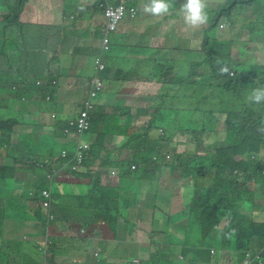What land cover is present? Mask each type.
Masks as SVG:
<instances>
[{"label": "trees", "instance_id": "1", "mask_svg": "<svg viewBox=\"0 0 264 264\" xmlns=\"http://www.w3.org/2000/svg\"><path fill=\"white\" fill-rule=\"evenodd\" d=\"M45 1H50L53 5L52 0ZM25 2L24 0H0L1 4L9 8L8 12L2 14L0 20V54L4 56V67L7 68L4 72L0 71V91L3 94L0 97V105L4 108L0 116V156L6 162L0 164V180L14 178L17 172L24 171L27 174L24 181L31 189L27 194V203L30 202L35 206L36 214L42 220H46L49 224L60 223L61 228L68 231L69 236L66 238L52 239L48 260L52 261V253L62 239L78 240L79 234L83 231L84 239L80 240H86L95 234L94 228L99 227L102 229L99 231L104 236L105 228H109L113 233L116 232L122 214L121 199L128 197L125 193L129 194L133 186L130 185L131 182L137 183L138 180H144L151 175L154 177L155 170H159L164 165L161 160L168 151L165 144L174 142L172 134L169 133L171 129L169 123L172 124V129L182 133V137L190 135L192 140L188 145L193 144L194 147L193 151L189 150L184 154L173 152V168H180L183 178L191 177L195 191L193 200L188 204L190 216L186 227V237L189 240L193 238L196 242L187 241L189 243L187 247L190 249L187 253L195 251L196 253L193 254L196 259L198 248L199 250L203 248L200 245H206L203 250L210 254V256L205 255L206 263L215 264L211 257V250L209 251L208 248L225 249L230 246V249L237 254L236 264H242L246 251L261 250L264 246V235L256 234L254 222L257 214L264 212V152H260L258 144L259 142L264 146V103H252L248 100V96L253 89L264 87V65L257 62H244L243 57H240V51L235 52L238 40L234 38V30L237 31L238 27L245 25L246 21H243L245 18H252L246 25L252 31L257 27L259 20L264 22V0H257V3L256 0H227L218 9L212 24L208 27V31L212 34H208L200 44L204 53L203 59L199 62H191L190 68L177 70L173 67L175 64L171 63L169 72L166 69L167 72L157 78L158 84H161L159 100L152 101L146 106L152 109L148 113L151 117L147 126L146 121L144 123L139 121L137 124L138 118L136 121L133 120L131 111L127 113L123 110L125 107L115 108L112 114L104 115V103L101 100L97 103L96 98L94 109H89L91 128L86 135H92L94 132L97 138L91 141V147L86 151L87 154L81 164H78L76 159L77 135H73L74 132L73 134L65 132L68 122L62 119L58 111L53 117L51 116V121H47L45 127L50 132L44 135L48 136L47 140L54 146L57 142H63L66 147L55 154L49 149L48 152L40 154L31 147L35 145L26 146L24 151L15 145V136L19 140V146L25 145L24 141L32 135L36 137V139L32 137L34 142L39 141L37 139L39 134L36 133L39 131L18 133V129L26 122L22 124L16 117L18 112H22L17 110L20 101L23 98L28 101L38 98L45 103L49 99L53 112L57 105L54 97L57 96L58 84L62 79L58 65L60 54L46 55L47 41L45 40L53 34L56 26L44 21H42L44 24H40L46 14L44 10L38 11L35 23H28L25 18L27 12ZM249 8H253V12H249ZM227 24L229 37L221 38V34H213L217 29L226 30L224 28ZM260 29L261 33L257 36L259 41L264 43V27ZM46 32L50 36L47 37ZM101 46L102 40L92 54L94 67L96 54ZM111 51L112 47L105 57L106 68L101 71V76L104 77L105 74V78L109 79L108 84L112 81L109 77L113 67L109 62ZM223 69L226 71H222ZM165 76L168 81L165 80L163 87L165 81L162 82V80ZM208 89L211 93H208ZM207 94L211 96L210 104L206 103L205 106L200 101ZM188 98L193 99L192 104L196 103L203 107L187 108L186 104L181 108L174 104ZM214 99L220 101L215 102ZM143 108L140 107L139 111ZM84 109L81 102L71 109L70 113L75 112V114L69 115L73 116V119ZM214 110L218 111V114L226 115L224 122L221 123V127L225 130V137L221 141L218 138L212 139L206 143V148L201 150L199 149L202 144L201 134L214 131L207 118V115L215 117ZM36 112L40 119V112L38 110ZM121 116L124 123H121ZM173 116L174 121H177L179 125L177 127L173 126ZM33 125L38 126L36 123ZM110 125L116 126V129L111 131ZM125 131L128 137L121 146L115 143L110 146L107 144L108 140H103L106 134H110V138L114 140L115 133L120 134ZM246 141L253 147L234 158L232 155L241 150ZM21 142L24 143L21 144ZM117 147L134 148L136 151L132 158H121L118 154L113 155ZM229 149L233 151L228 160L225 153H229ZM63 151H66L65 156L62 154ZM133 164L136 169H132ZM57 166L60 167V176L57 174L50 181L48 174H54ZM152 166L156 167L151 169ZM111 177H113L112 180H110ZM204 181H208L210 185L207 186ZM85 182L88 186L86 191L78 192L72 187L75 184L83 185ZM63 184L68 188L63 189ZM47 188L52 189L53 220L47 219L42 205L41 191ZM20 192L18 190L15 193V196H18L14 199L25 200L23 192ZM130 192L132 195L133 190ZM247 202L251 203L254 211L241 213L239 208ZM9 205L10 202L6 197H0V235L6 216L4 213ZM66 205H69V211L74 212L73 216L70 217L65 213L68 207ZM150 207L151 217L155 219L159 214L157 206L151 204ZM204 209L219 210V212L232 211V228L219 231L220 233L213 229L209 233L205 232L204 236L203 221L199 219V213ZM148 212L149 210L142 211L143 214L145 213L144 216L148 215ZM155 224L159 223L154 221V230ZM216 226L213 224L211 228ZM165 227L160 226L157 233H164ZM234 235L236 241L231 239ZM21 242L16 239L1 241L0 264H43L42 251L36 250L35 255L31 256L21 248ZM18 255L22 257L20 260ZM191 257L187 256L189 260ZM261 261L264 263V252H261ZM128 262L135 263L133 260ZM191 262L193 263L192 259ZM234 262L232 264H235Z\"/></svg>", "mask_w": 264, "mask_h": 264}, {"label": "rangeland", "instance_id": "2", "mask_svg": "<svg viewBox=\"0 0 264 264\" xmlns=\"http://www.w3.org/2000/svg\"><path fill=\"white\" fill-rule=\"evenodd\" d=\"M25 2V6L28 7V3L31 4H36L38 1H41L42 3L45 2V0H24ZM186 3V0H183ZM227 0H206V13L208 16L207 22L204 23L203 25H198V26H191L185 23L184 20V15L185 13L183 12L180 16L181 21H183V26L184 28H186V30H182L180 33L176 32V30H173V21L174 19H171V25L169 26V37H162L158 40L157 38H155L154 36L156 34H159V36L161 35L160 32V22H161V15H153L150 13V16L152 17V22H153V26L152 29L150 30V34L149 37L151 39H149L150 44H152V47L155 49V59L153 58V60L157 63L156 67H150L151 68V74L152 77L155 78V76H157L156 78H159V76L161 77L162 73L164 72H169V67H171V63H173V67L175 68V70L179 69V68H190V63L195 61V62H199L203 59L204 57V53L201 49V42L202 40L209 35L212 34V32L208 31V27L209 25L212 24L213 19L215 14L218 12V9L226 2ZM53 4H54V0H52ZM144 1L142 0L141 4ZM257 3V0H256ZM264 9V8H263ZM4 8H2V6H0V17L3 13H6L3 11ZM176 8L173 7V9H171L169 11L170 15H173L176 12ZM249 12H253V8H249L248 9ZM241 12V11H240ZM264 12V10H263ZM256 16V15H254ZM104 17V15H103ZM252 17V16H251ZM245 18V17H244ZM27 20V19H26ZM133 20V19H132ZM131 19H124L121 21L120 26L118 28V34H119V38L121 40V42L125 43V44H136L135 42H137L138 37L134 36L132 31L127 29V26L129 24L133 25ZM252 20V18H248V19H244L243 21L245 22L244 26L238 27V30H234L235 34H234V38L238 40L237 43V48L235 49V52H239L240 51V57H243V61L244 62H248V63H259V64H263L264 65V43L259 41L257 34L261 33V29L262 27H264V22L262 20H259L257 27L259 28H255L253 31L250 29L249 26H246L249 21ZM104 21H105V17H104ZM28 22V20H27ZM40 24H44V22H40ZM134 28H136L135 26H133ZM206 28V29H205ZM226 30H215L213 32V34H221L222 36H220L221 38L224 37H229L228 33H229V27L227 24V27L224 28ZM117 32L114 33V35ZM189 35H191V37L187 38ZM191 38H195L194 41H192ZM162 42V43H161ZM160 45H159V44ZM112 46H113V42H112ZM163 46H166L167 49L163 52H159V49H162ZM165 52V53H164ZM157 54H160V56H158ZM169 55V56H168ZM167 56V57H165ZM91 60H88V63L85 65H83V72L80 74L79 71L77 70V72L79 73V78L80 80H84L83 86L81 88V97L80 99H85L88 96L89 90H90V78L91 76L94 74V58H90ZM135 60V56H131V55H126L125 57H123L121 59L122 63H118L115 62V67L120 65L122 68H125L129 65H131L133 63V61ZM145 62H150V61H146ZM153 61V62H154ZM150 64V63H149ZM135 68V72L140 74V71H144L142 70V68H139V64H136L133 66ZM167 69V70H166ZM188 70V69H186ZM200 71V69H198ZM5 71V70H4ZM61 74V71H60ZM140 75H149L147 73V71H144V73L140 74ZM110 76V75H109ZM143 76V77H144ZM176 77L178 78V76L176 75ZM167 76L164 77V80L166 79ZM103 79L105 80V87L104 90L102 91V93L100 94L99 98L96 99V102L99 103L100 100L104 99L107 102H105L104 104V110L103 113L104 115L107 114H112L115 108H121L122 106H130L131 104L128 103V97L127 95H125L124 97L122 96H118L117 91L112 90L113 87H111L107 81H109L107 78H105V74ZM89 80V81H87ZM143 78H139V81H142ZM168 81V80H167ZM153 82V83H152ZM150 81L148 83L147 86V90L145 91V89H134L137 90L139 92H144V94L142 96L139 97V101L140 102H148V104H142L141 106H144L145 108H143L140 111H135L133 109H131V115L133 118H138L137 120V124L138 122L141 120V116L147 111L148 106L150 103H152V101L157 100L158 102V93L160 91V87L161 84H158L157 79ZM62 83V81H61ZM163 87L165 86V82H163ZM66 91V89H64ZM4 92V91H3ZM62 95H63V99H65L67 97V93L64 92L63 90H61ZM5 93V92H4ZM208 93H211V90L208 89ZM220 93V92H219ZM2 91H0V97H1ZM87 94V95H86ZM79 95H80V89H74L70 94H69V98L70 101L65 102L64 104H62V101H60L58 99L57 96L54 97V100L57 104V109L60 112H64V113H70V109H71V103H73V101H79ZM86 95V97H84ZM74 97V99H73ZM209 97H211L209 94H207L206 96H204L203 99H201V103L202 105L206 106V103H208V105L210 104L209 101ZM49 98V97H48ZM146 100V101H143ZM193 99H185V100H181L180 103L179 101L174 102V104L176 106H180L185 107V105L187 104L188 107L187 108H199V107H203L202 105H198L196 103H191ZM9 100H7V105L9 106ZM59 101V102H58ZM215 102L218 101V99H214ZM220 101V100H219ZM218 101V102H219ZM23 102V103H21ZM83 102V101H82ZM187 102V103H186ZM43 102L40 99H33L31 100H27V99H22L17 107V110H22V112H18L16 117L21 121V123L24 124L23 126H21V128L18 129V133L20 131L22 132H32V130H36L39 132H36L39 134V136H37V139L39 141H35L32 140V137H35V135H32L31 137L28 136L27 139L24 141L25 145H18L19 140L18 138H16L15 136V145L18 146V148H20V150L24 151L26 146L29 145H35V146H31L34 147V150L37 151V153L43 154L46 153L50 150V152H53L54 154L57 153L58 151H60V149L62 150L65 146V144L63 142H57L55 143V146L53 145L52 142H49L48 136L44 135V133H48V128L45 127L47 125V119H38V113L36 112L37 110H39V115L40 118H42V112L43 111V106L45 105L47 110V113L45 115V117H49L51 118L52 115V104L51 101H49V99L42 104ZM49 106V107H47ZM40 108V109H39ZM42 108V109H41ZM4 108L1 107L0 105V116L2 115ZM125 110H128V108H126ZM152 111L151 108L148 109V111ZM26 111H28L29 113H27ZM75 112L71 115H74ZM103 115V116H104ZM214 115L215 117L212 118L210 115H207L208 121H209V125L213 128L214 131H207V132H203V134H201V139H202V144L201 147L199 149L203 150L204 148H206V143L209 141L213 140H217V138L219 139V141H221V139H223L225 137V130L223 127H221V123L224 122V118L226 117L225 114H218V111L214 110ZM73 116H66L65 119L69 120L70 118H72ZM210 118V119H209ZM52 119H50L49 121H51ZM174 116L172 118L173 121V126L177 127L179 126L177 124V121H174ZM219 121V124H218ZM33 123H36V127H34ZM218 125V126H217ZM109 126V124L107 125V127ZM111 131H113L114 129H116V126H111ZM169 128H171L169 130V133L172 134L173 136V141L168 142L167 144H165V148L168 149V151L165 153L164 157L161 160V163L164 164L159 170L156 169V174H154V177L149 176V177H145L144 180H138L137 183L136 182H131L130 185H133L131 188L133 190V194L131 195V192L129 190V194L127 195V193H125V196H128L127 199L130 200L132 205H140L141 203H143L144 205H149L151 206V204H155V206H157V211H158V215H156V222H158L159 224H155V230L152 228V225H147L149 223V219H151V213H152V209H150V217H146L144 216V214L142 213L141 208L138 207H132L131 211L132 214L131 216L127 219V221H129L130 227H136V225L138 227H140L141 222L145 225L142 228V235L144 236L145 240L147 241V243L144 246H141V248H139V245L136 246V244L134 242H127L125 244H123V247L121 248V254L119 255V262L120 263H125V264H129L128 261L133 260L136 257H139V253L141 252L142 254H146L147 252H151L152 254V258L146 257L145 255H140L143 260V264H149L150 260H152L151 264H207L206 263V256H210L209 253H205V250H203V252L201 253L202 256H199V248H198V255L197 258L195 259L194 254L196 252H192L189 253L193 263L191 262V259L189 260L185 255L187 254V250L184 249V246H189V243H187V241L189 240L186 236H185V230L187 229V223H188V218L190 216V206H188V204L193 200V197L195 195V191L193 190V181L190 178H183L180 172V168L176 167L173 168V162H174V156H173V152L177 153H186L189 152V150H194L193 144L188 145V143H190V141L192 140L191 136L189 135H184L185 137H182V133L181 132H176L174 129H172V124L169 123ZM108 129V128H107ZM116 134V133H115ZM124 135H128L127 132L125 131L123 133ZM86 135V134H85ZM83 136L84 140H89V141H93L97 138L96 133L92 132V135H86ZM116 137L119 138L118 135H116ZM32 140V141H31ZM24 142H21L24 143ZM257 142V141H255ZM39 143V144H38ZM259 147H260V152H264V146L263 144L259 143ZM16 146V147H17ZM253 146L250 145L249 142H245V144H243L241 150L236 151L232 156L234 158H236L237 156H240L242 153L250 150ZM49 149V150H48ZM48 150V151H47ZM232 149H229V153H225L227 159L228 157L231 156L232 154ZM170 154L171 158H167L166 155ZM2 154V153H1ZM4 155V154H2ZM132 158V155H131ZM3 158L0 156V164L1 163H6L2 162ZM229 160V159H228ZM167 165V166H165ZM156 166H152L151 169H153ZM60 167L57 166V176H60ZM149 168V166H148ZM176 169V170H174ZM24 173V172H23ZM18 174V176H21V178H23V180H21V189L18 188L19 191L23 192V196L25 200H21V199H14L13 201L11 200V203L9 206H7V209L9 210H17V215L19 216H13V218H8L6 219L7 223H11V226L14 227L15 224H13V222L15 221H19L20 227L19 229H14V234L15 237L21 238L22 242H21V248H27L29 246H31V243L24 237L26 235V232L28 234H30L32 232V226L35 225V227H37L40 230V235L41 233H43L45 227L43 225L42 222V218H40L39 216H37L36 214V210H35V206L33 204H31L30 202L27 203L26 198H27V194L28 192L31 190L29 184H27L24 179L27 176L24 174ZM211 179V178H210ZM205 184L210 185L208 181H204ZM142 184L144 185V188L149 189L151 191V193L146 192L143 188H142ZM254 184V182H253ZM11 185V184H10ZM16 185V183H15ZM71 187V186H70ZM74 189H76L78 192H80L79 188L77 187V185L72 186ZM254 187V185L252 186ZM0 188H2L0 186ZM62 188H68L67 185L63 184ZM16 190V189H15ZM20 192V193H21ZM10 194V192H8ZM8 194V195H9ZM157 194V196H155ZM7 196V195H6ZM5 196V197H6ZM18 196V195H16ZM0 197H3V195L0 194ZM166 197V199L164 198ZM169 199H170V204H169ZM61 204V203H60ZM175 208L177 210V213L175 214V216L172 218L171 222H169V208ZM241 213H252V206L251 203L247 202V203H243L241 205V207L239 208ZM254 211V210H253ZM200 214V221H203V231H204V236H205V232L209 233L210 231H222L228 230V228H232V223L231 220L233 218V214L232 211H228V210H223L220 211L219 210H213V209H204L202 212L199 213ZM140 215V216H139ZM258 216H256L255 222L254 224H264V212L263 214H257ZM195 216V215H194ZM7 217V216H6ZM16 217H20L18 220H15ZM160 220V221H158ZM127 223V222H126ZM19 224H17V226H19ZM42 224V225H41ZM169 224V225H168ZM214 224H217L216 227H212L211 226ZM50 225L51 224H47V228L49 227L50 230ZM167 225V229H163L165 230L164 233H162L160 235V233H157V229H159V227H165ZM169 226L170 228L174 229L176 228V230H173L171 232H169ZM56 227L60 229V227H62V224L57 223ZM256 228L258 229L259 227L256 226ZM48 230V232H49ZM219 232V233H220ZM171 234H176L179 235V239L181 240V247L175 248L174 246H171L169 244V241L167 239L168 235ZM13 234H11L12 236ZM13 237V236H12ZM54 238V237H53ZM232 241H236L235 240V235L233 236V238H231ZM189 241L192 242H196V240L190 239ZM201 243V242H200ZM199 243V244H200ZM218 245L220 243H217ZM229 244V243H228ZM45 239L43 240V243H41V246H45ZM177 245V244H175ZM234 245V244H233ZM82 246V244L80 245V247ZM201 247H203L202 245H200ZM136 248V250H135ZM181 251H183L181 253ZM204 248V247H203ZM202 248V249H203ZM215 253L212 254V260L215 261V264H232L235 260H237V254L235 251H232L230 249V246L227 248H222V249H218L217 247H213ZM176 250L179 251V253H176ZM208 250L210 251L211 248H208ZM185 255H184V254ZM194 253V254H193ZM19 260L22 258L20 255H18ZM44 259V256L42 258V261ZM183 261V263H180L181 261ZM237 261H235L234 263L236 264ZM113 264V263H111Z\"/></svg>", "mask_w": 264, "mask_h": 264}, {"label": "crops", "instance_id": "3", "mask_svg": "<svg viewBox=\"0 0 264 264\" xmlns=\"http://www.w3.org/2000/svg\"><path fill=\"white\" fill-rule=\"evenodd\" d=\"M110 2H116L118 0H109ZM144 2L139 6L138 15L136 19H133V25L129 24L127 26V29L131 30L133 35L138 37L136 44H125L121 42L119 38L118 31L113 37V46L112 51L109 54L111 57L110 65L113 67L111 68V74L109 77L112 78V81L109 82V85L112 88V90L117 91L118 96L124 97L127 95L128 103L131 104L132 109H135L139 105L142 104H148V102H140L139 97L144 94V92H139L134 89H145V91L148 89L146 85L153 80H156L152 77V72L150 67H156L157 63L153 60L155 59V49L152 47V44H150L149 37L150 30L152 29L153 22L152 17L150 16V13L145 12L143 9L145 6H149L151 4V0H143ZM166 2L169 5V10L167 13L161 14V22H160V32L161 35L156 34L154 37L158 40L161 38V36L169 37V26L171 25L170 20L174 19L172 25L173 30L175 29L176 32L180 33L182 30H186L183 26V21H181V14L183 13L182 5L185 3L183 0H166ZM50 1H45L42 3L41 1H38L36 4L28 3L27 12L25 15V18H27L28 23H35L37 18L36 15L38 11L44 10L46 14L44 15V18L41 19V22H47L52 23L56 26L53 34H47L45 35L49 37V39L45 40L47 41V53L46 55L49 56H55L56 54H60V60H59V70L61 71L62 79L60 80L57 88V97L60 101H62V104L65 102L70 101L69 94L74 89H80V95H79V101L76 100L71 103V109L76 107L78 104L82 102L83 99H80L81 97V88L83 86L84 80H80L79 73L81 74L83 72V65L85 63H88V60H91L90 58H94L92 55L95 53V50L97 49V45H100L101 39H102V26L104 24V17L102 10L98 7L97 0H54V4ZM0 6L4 8V12H8L9 8L3 4L0 3ZM175 7L177 10L173 15H170L169 11ZM2 16V15H1ZM1 20V17H0ZM45 23V24H47ZM135 26L136 28H134ZM160 37V38H159ZM191 37L189 35L187 38ZM192 41H194L195 38H191ZM162 43V42H161ZM44 44V43H43ZM159 44V43H158ZM160 45V44H159ZM167 49L166 46H163L162 49H159V52H163ZM165 53V52H164ZM126 55L135 56V60L133 63L125 68H122L120 65L115 67V62L122 63L121 59L125 57ZM160 56V54H157ZM169 56V55H168ZM167 57V56H165ZM4 56L0 54V71L4 72L7 68L4 67ZM150 61V62H145ZM154 61V62H153ZM150 63V64H149ZM139 64V68H142V70L147 71L149 75H140L144 73V71H140V74L136 73L134 65ZM79 71V73L77 72ZM121 73L122 76H121ZM127 75L124 77V75ZM144 76V77H143ZM139 78H143L142 81H139ZM109 80V79H108ZM62 81V83H61ZM89 81V80H87ZM148 82V83H147ZM153 83V82H152ZM66 89V91L64 90ZM61 90L67 93V97L63 99V95ZM3 95V94H1ZM87 95V94H86ZM86 95L84 97H86ZM25 99V98H23ZM74 99V97H73ZM146 101V100H143ZM59 102V101H58ZM102 103L105 104L104 99L101 100ZM23 103V102H21ZM44 104V103H42ZM123 110L128 113L127 106ZM144 107V106H143ZM42 112V118L40 119H47L50 120L49 117H45L47 111L46 106L44 105ZM41 108V109H42ZM40 109V108H39ZM55 110L52 112V117L57 114L58 111L57 105L54 108ZM70 109V110H71ZM124 111H122L124 113ZM39 112V110H38ZM59 112V111H58ZM138 112V110H137ZM60 113V112H59ZM68 113L61 112L62 119H65L66 116H68ZM150 116V115H149ZM123 117L121 116V123H124ZM134 120V118H133ZM136 121V120H135ZM52 123V122H51ZM124 132L116 133V135L119 136L115 137L114 140L110 138L109 135H105L103 137V140H108L107 144L112 146V143H115L118 146H121V144L127 139V135L123 134ZM74 146V145H73ZM70 146V147H73ZM135 149H126L123 147H117L113 151V155L116 156L117 154L121 158H129L134 156ZM24 171H19L16 174V177L7 179V180H0V186L2 188V194L3 197L8 199V201L11 203V200L13 201L15 196V193L18 191V188L21 187V176H18V174H22ZM26 175L25 173H23ZM27 178V176L25 177ZM113 177L110 178L112 180ZM16 183V185H15ZM11 184V185H10ZM79 188L80 191H86L88 189V186L86 185V182L83 185L75 184ZM18 187V188H17ZM142 188L148 192L151 193L149 189L144 188V185L142 184ZM16 189V190H15ZM76 190V189H75ZM132 190V188L130 189ZM10 192V194L8 193ZM9 194V195H8ZM157 196V194L155 195ZM124 199H121L122 204V214L118 222L117 230L115 233H113L109 228L103 229L105 232V236L99 231V228L95 229V234L91 237H89L86 240H80L84 239L83 234L85 232L82 231V234H79L80 237L77 238L78 240H64L62 239L59 241L58 246L55 248L54 252L52 253V261L48 260L49 264H118L119 262V255L121 254V248L123 247V244L127 242H134L137 245H139V248L141 246H144L147 241L145 240L144 236L142 235V228L145 226L142 222L140 227L136 225V227H130L129 221L127 219L131 216L132 207H138L142 210L148 211V215L146 217H150V209L151 207L149 205H144L141 203L140 205H132L130 200L126 197H123ZM166 199V197H164ZM170 204V199H169ZM68 206L65 213L68 216H73L74 212L72 210H68L70 207ZM17 210H8L6 208L4 213V221L2 225L3 231H1L0 235V243L3 239H16L21 240V238L15 237L14 229H19L20 224L19 221L13 222L14 227L11 226V223H7L6 219L13 218V216H19L17 215ZM177 213V210L175 208H169V222H171L172 218ZM14 216V217H15ZM140 216V215H139ZM20 217H16L15 220H18ZM14 219V218H13ZM149 223L147 225H152L156 219L152 217L151 219L147 220ZM43 225L45 227L43 233L40 235V230L35 227V225L32 226V232L30 234L26 232V235L24 236L30 243L31 246L24 248V251L28 253L31 256H34L36 253V250H39L40 252L42 250L41 243H43V240L48 235L49 227L47 228V222L46 220H42ZM127 222V223H126ZM172 223V222H171ZM19 224V226H17ZM42 225V224H41ZM168 227H165L167 229ZM254 226V230H255ZM102 230V229H101ZM176 230V228H170L169 226V232ZM185 230V236H186ZM11 234H13L11 236ZM50 237L51 238H66L69 236L68 231L65 229H62L60 227L57 228L56 224L50 225ZM74 236L75 233L73 232ZM162 232H160V235ZM169 244L171 246H174L178 249V247H181V240L179 239V235L176 234H169L167 237ZM22 241V240H21ZM82 246L80 247V245ZM177 244V245H175ZM181 251V248H179ZM190 250L187 246H184L183 250ZM136 250V248H135ZM256 249H253L251 251H255ZM183 251H181L182 253ZM195 252V251H194ZM203 252V249L199 250V256ZM176 253L178 254L179 251L176 250ZM142 253H139V258L141 262L143 263L142 257L140 256ZM184 254V253H183ZM189 255V252L187 253ZM145 255L146 257L152 258L151 252H147ZM185 255V254H184ZM188 255H185L186 257ZM134 258V259H136ZM181 261V260H180ZM44 259L42 263L44 264ZM152 263V260H150V263ZM180 263H183L181 261ZM125 264V263H120Z\"/></svg>", "mask_w": 264, "mask_h": 264}, {"label": "built area", "instance_id": "4", "mask_svg": "<svg viewBox=\"0 0 264 264\" xmlns=\"http://www.w3.org/2000/svg\"><path fill=\"white\" fill-rule=\"evenodd\" d=\"M141 0H118L116 2H110L109 0L99 1V7L102 9L105 22L103 25V43L100 51L96 54L95 59V74L91 78L90 90L88 96L83 100L84 110L80 111L73 119L67 120L68 124L65 128V132L68 134L77 135V163L81 164L86 151L91 147V142L84 140L83 136L91 128V116L89 109H94V100L100 96L104 89V80L101 76V71L106 68L105 57L107 52L111 48V34L114 33L119 24L124 19H135L138 15V10ZM63 156L66 155V151L62 152ZM76 167V166H74ZM133 169L136 168L135 165L132 166ZM57 175V171L54 174H48L50 181ZM42 195V205L44 211L47 213L48 219L53 220L54 214L51 212V199H52V189H43L41 191ZM50 241L46 240V244ZM44 252L46 253V247ZM261 252H264V246L261 250L246 251L242 264H263L261 261ZM134 264H140L138 259L134 260ZM47 264V263H45Z\"/></svg>", "mask_w": 264, "mask_h": 264}, {"label": "clouds", "instance_id": "5", "mask_svg": "<svg viewBox=\"0 0 264 264\" xmlns=\"http://www.w3.org/2000/svg\"><path fill=\"white\" fill-rule=\"evenodd\" d=\"M99 1H101V0H97L98 7H99ZM141 2H142V0H141ZM141 2H140V5H141ZM205 9H206V0H186V3H184L182 5V10L185 13V15H184L185 23L188 24V25H191V26H198V25H203L204 23H206L207 19H208V16H207V13H206ZM143 10L145 12L151 13L153 15H161V14H164V13L168 12L169 5L166 2V0H151V4L149 6H145V8ZM102 13H103V11H102ZM119 26H120V24H119ZM119 26H118V28H119ZM118 28H117V30L115 32L118 31ZM102 30H103V26H102ZM114 33L111 34V47H112ZM101 40H102V43H103V31H102V39ZM222 71H226V69H223ZM90 83H91V80H90ZM104 86H105V80H104ZM248 100L251 101L252 103H255V104L264 103V87L253 89L252 92L250 93V95L248 96ZM140 107L143 108V106L139 105L138 106V111H139ZM127 108H128L127 111L129 113V111H131L132 107L130 105ZM133 110L137 111V107L135 109H133ZM148 113H149V111L147 110L145 112V114H143L141 116V120H140V123H144V121H146L147 122V124H145L146 126L148 125V121H149V119L151 117V116H149ZM136 119L137 118H134V120H136ZM166 157L169 159V158H171V155L167 153ZM155 159H156V157H155ZM133 165H135V164H133ZM165 166H167V165H165ZM45 215L47 216L46 212H45ZM47 219H48V216H47ZM254 226H255V228H256V226L259 227L258 229L257 228L255 229L256 234L260 233V234L264 235V224H254ZM49 233H50V230L48 232V235L45 237V243H46V240H48L50 242L47 243L45 246H42L43 256H44V261H45L44 264L45 263L49 264L48 260H47L48 256L50 255L49 248H50V245L53 243V241H52L53 238L50 237ZM205 246H203V247L205 248ZM45 247H46V250H47L46 253L44 252ZM254 252H257V251L255 250ZM213 253H215V251L212 248L211 249V255ZM136 259L139 260L140 264H143L139 258H136ZM134 260L135 259H133V261ZM129 264H134V263L129 262Z\"/></svg>", "mask_w": 264, "mask_h": 264}]
</instances>
